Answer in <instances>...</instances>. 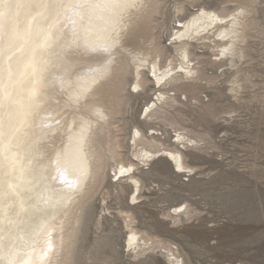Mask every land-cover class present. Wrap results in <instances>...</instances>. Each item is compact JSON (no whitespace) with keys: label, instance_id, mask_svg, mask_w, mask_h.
I'll return each mask as SVG.
<instances>
[{"label":"rangeland","instance_id":"1","mask_svg":"<svg viewBox=\"0 0 264 264\" xmlns=\"http://www.w3.org/2000/svg\"><path fill=\"white\" fill-rule=\"evenodd\" d=\"M182 3L185 7L177 13L168 8L169 0H150L140 15L146 23L145 34L125 36L112 48L110 43L98 50L81 47L78 53L75 79L103 75L121 85L119 96L109 104L115 115L102 119L90 112L106 122L105 134L98 130L96 137L100 168L72 204L66 232L72 238L65 250L71 251V259L68 256L66 264H100L101 255L128 264L131 231L148 241L145 251L131 245L132 256L151 250L166 264L173 253L184 264H264V10L243 18L244 38L236 41L235 55H219L226 40L215 27L196 33V40L185 39L199 74L181 83L192 92L170 91L174 103L164 98L155 105L164 82L158 84L150 74L152 62L166 68L174 59L177 65L182 59L175 50L180 44L177 32L205 5L230 19L236 0ZM173 36L176 40L170 43ZM66 67L52 82L60 91ZM138 72L143 88L136 84ZM233 77L243 81L236 92L230 90ZM45 125L46 131L54 126ZM177 135L191 136L196 142L184 145ZM142 136L158 139L160 150H179L194 171L181 172L162 153L144 159L136 156L143 148ZM131 159L137 160L134 173L118 181L110 179L121 162ZM135 181H139L138 189ZM164 243L170 249H162Z\"/></svg>","mask_w":264,"mask_h":264},{"label":"bare ground","instance_id":"2","mask_svg":"<svg viewBox=\"0 0 264 264\" xmlns=\"http://www.w3.org/2000/svg\"><path fill=\"white\" fill-rule=\"evenodd\" d=\"M149 1L0 0V264L68 261L71 251L65 250L72 237L66 232L72 204L78 201V192H86L100 168L96 137L98 130L104 135L106 129V122L101 123L90 112H97L102 119L112 117L116 111L109 104L120 92L117 79L108 82L109 78L94 74L75 79L78 53L81 47L98 50L101 44L110 43L112 48L122 43L125 36L145 34L141 11ZM202 11L175 35L180 40L175 47L182 58L180 62L175 65L173 59L166 68L152 62L154 77L158 84L164 82L165 90H160L155 105L164 98L174 103L170 91L192 92L181 83L190 77L189 72L190 78L199 74L185 39L215 27L219 37L226 40L221 44L222 50L231 45L237 51L236 41L244 38V17L234 25L233 15L228 19L201 14ZM64 66L67 72L59 82L60 91L52 82ZM120 67L125 69L124 61ZM139 76L142 78L138 72ZM141 78L136 84L143 88ZM44 115L47 118L41 122ZM47 123L54 125L48 131L44 130ZM179 136L184 145L196 142L191 136ZM140 138L143 148L136 156L144 159L162 153L181 172L194 171L185 164L179 150H160L158 139ZM60 180L63 185L57 184ZM138 183L135 181L137 189ZM138 199L134 196V200ZM129 243L140 251L148 246V241L136 231H131ZM172 256L184 264L177 255Z\"/></svg>","mask_w":264,"mask_h":264},{"label":"snow or ice","instance_id":"3","mask_svg":"<svg viewBox=\"0 0 264 264\" xmlns=\"http://www.w3.org/2000/svg\"><path fill=\"white\" fill-rule=\"evenodd\" d=\"M184 7L185 6L182 3V0H169L168 8L170 10L175 9L177 11V13H179L181 10L184 9ZM235 9H239V11L237 12V11H235ZM257 9L264 10V0H247V2H240V0H236L235 6L233 9V18H232L233 24L236 25L237 20L240 17L250 16ZM205 13H207L210 16L221 14L219 12L218 8L213 10L210 8V6H207V5L204 6L203 11L201 12V14H205ZM233 35L235 36V35H237V33L233 32ZM175 40H176V37L173 36L171 38L170 43H174ZM177 55L179 56L180 53L178 52ZM219 55L220 56L235 55V49L231 45H229L228 47L224 48L219 53ZM187 58H188L187 56L184 57V59H187ZM145 71H148V70L145 69ZM154 73H155V65L153 64L150 74L154 76ZM188 75L191 77L192 73L189 72ZM242 83H243V81H241L239 77H233L231 79L230 90L233 92H236V90L241 87ZM132 90L133 91L136 90L135 86L132 87ZM153 134H155V130H153ZM136 135H139V131L136 132ZM180 139H181V137L179 135H177V140L179 141ZM177 147H179V144H177ZM136 163H137L136 159H131L129 161V163H127V164L121 163L120 166L118 167V169H116L115 171H113L110 174V179L118 181L121 178H124L126 176V174L134 173V168L132 167V165L136 164ZM139 164L143 165L144 160L143 159L139 160ZM130 240H131V238H130ZM169 247H170V245L168 243H164L161 245L162 249H167ZM128 248H129L128 264H166L164 259L162 257H160L159 255L153 256L151 250L146 252L143 256H141L139 254L136 256H132L131 251H130L131 244L128 246ZM123 253H124V247L122 246V254ZM99 260H100V264H117V262L114 258L106 256V255H101L99 257ZM167 264H180V262L177 261L174 257L169 256Z\"/></svg>","mask_w":264,"mask_h":264}]
</instances>
